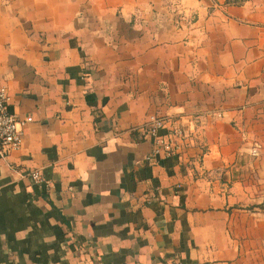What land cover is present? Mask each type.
Instances as JSON below:
<instances>
[{"label":"crops","instance_id":"obj_1","mask_svg":"<svg viewBox=\"0 0 264 264\" xmlns=\"http://www.w3.org/2000/svg\"><path fill=\"white\" fill-rule=\"evenodd\" d=\"M0 82V264H264V0H0Z\"/></svg>","mask_w":264,"mask_h":264},{"label":"built area","instance_id":"obj_2","mask_svg":"<svg viewBox=\"0 0 264 264\" xmlns=\"http://www.w3.org/2000/svg\"><path fill=\"white\" fill-rule=\"evenodd\" d=\"M31 119V115L20 117L8 109L7 87L0 82V151L20 147L23 137L22 125ZM145 135L152 142V150L148 157L156 154L174 156L181 154L184 145L190 141L192 132L179 118L152 112L147 118ZM28 175L37 183L46 181L37 169L30 170ZM173 264H218V261L214 259L198 261L176 259Z\"/></svg>","mask_w":264,"mask_h":264},{"label":"rangeland","instance_id":"obj_3","mask_svg":"<svg viewBox=\"0 0 264 264\" xmlns=\"http://www.w3.org/2000/svg\"><path fill=\"white\" fill-rule=\"evenodd\" d=\"M249 178L253 181V183L257 182L256 186H260L261 182L258 181V177L250 176ZM260 188H262V186L257 188L256 191H254V193L257 194L256 198H258V200H260L259 206H258L259 211H264L263 191H258Z\"/></svg>","mask_w":264,"mask_h":264}]
</instances>
